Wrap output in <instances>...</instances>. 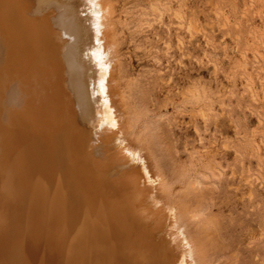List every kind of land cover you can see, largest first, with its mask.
Wrapping results in <instances>:
<instances>
[{
	"label": "bare ground",
	"instance_id": "obj_1",
	"mask_svg": "<svg viewBox=\"0 0 264 264\" xmlns=\"http://www.w3.org/2000/svg\"><path fill=\"white\" fill-rule=\"evenodd\" d=\"M113 19L111 0H0V264H207L223 170L208 150L168 176L146 114L116 109Z\"/></svg>",
	"mask_w": 264,
	"mask_h": 264
},
{
	"label": "rangeland",
	"instance_id": "obj_2",
	"mask_svg": "<svg viewBox=\"0 0 264 264\" xmlns=\"http://www.w3.org/2000/svg\"><path fill=\"white\" fill-rule=\"evenodd\" d=\"M111 4L116 109L126 119L146 114L168 176L208 150L223 170L217 185L205 186L217 220L200 243L207 264H264V0ZM153 4L164 8L153 14L162 20L150 16ZM192 89L211 108L184 104ZM38 253L32 264H40L42 247Z\"/></svg>",
	"mask_w": 264,
	"mask_h": 264
}]
</instances>
